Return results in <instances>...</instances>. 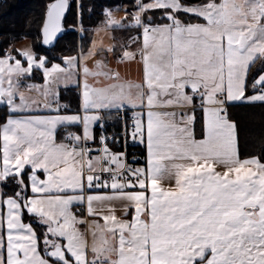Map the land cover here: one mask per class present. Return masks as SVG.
Here are the masks:
<instances>
[{
  "label": "snow or ice",
  "instance_id": "snow-or-ice-1",
  "mask_svg": "<svg viewBox=\"0 0 264 264\" xmlns=\"http://www.w3.org/2000/svg\"><path fill=\"white\" fill-rule=\"evenodd\" d=\"M15 42L0 264H264V0H46Z\"/></svg>",
  "mask_w": 264,
  "mask_h": 264
},
{
  "label": "trees",
  "instance_id": "trees-1",
  "mask_svg": "<svg viewBox=\"0 0 264 264\" xmlns=\"http://www.w3.org/2000/svg\"><path fill=\"white\" fill-rule=\"evenodd\" d=\"M98 5L109 3H119L120 0H94ZM46 0H1L0 2V48L7 47V43L13 38H16L15 46L18 47L23 42L28 40L33 43V40L38 35L39 21L42 13L43 5ZM97 20L93 16L91 20L85 17L86 25L94 24ZM72 15L68 14V23L71 24ZM27 37V38H23ZM78 41V35L71 29L66 27V34L59 40L58 45L50 50H46L37 41L36 47L42 53L55 57L60 54H71L69 49L75 47ZM64 103H70L73 108L76 106L77 90L67 89L61 92ZM241 118H246L247 109L236 108L232 109Z\"/></svg>",
  "mask_w": 264,
  "mask_h": 264
},
{
  "label": "crops",
  "instance_id": "crops-1",
  "mask_svg": "<svg viewBox=\"0 0 264 264\" xmlns=\"http://www.w3.org/2000/svg\"><path fill=\"white\" fill-rule=\"evenodd\" d=\"M122 15H123L122 12L117 13V16H118V17H119V16H122ZM101 36H102V34H101ZM104 42L107 43V40L105 39ZM23 43H24V42H23ZM23 43H22V44H23ZM22 44H20V45L18 46V48H19ZM131 75H132L133 78H135V76H136V72H135V67H134V66H133V68H132V70H131ZM73 88H74V87H72V88H68V89H73ZM64 90H67V89H62V91H64ZM62 91H61V92H62Z\"/></svg>",
  "mask_w": 264,
  "mask_h": 264
},
{
  "label": "water",
  "instance_id": "water-1",
  "mask_svg": "<svg viewBox=\"0 0 264 264\" xmlns=\"http://www.w3.org/2000/svg\"><path fill=\"white\" fill-rule=\"evenodd\" d=\"M65 34H66V30H65L63 33H61V34L58 35L57 40L54 42V47L47 48V50H50V49L55 48V47L58 45V43H59L58 41L61 40L62 37H63ZM42 47H43L44 49H46L45 46H42Z\"/></svg>",
  "mask_w": 264,
  "mask_h": 264
},
{
  "label": "built area",
  "instance_id": "built-area-1",
  "mask_svg": "<svg viewBox=\"0 0 264 264\" xmlns=\"http://www.w3.org/2000/svg\"><path fill=\"white\" fill-rule=\"evenodd\" d=\"M1 2V0H0ZM114 129H113V126L109 125V132H112ZM129 151L130 152H135V153H139L140 149L139 148H133V147H129Z\"/></svg>",
  "mask_w": 264,
  "mask_h": 264
},
{
  "label": "rangeland",
  "instance_id": "rangeland-1",
  "mask_svg": "<svg viewBox=\"0 0 264 264\" xmlns=\"http://www.w3.org/2000/svg\"><path fill=\"white\" fill-rule=\"evenodd\" d=\"M32 43H30L28 40H26V42H24L20 47H25V46H28Z\"/></svg>",
  "mask_w": 264,
  "mask_h": 264
}]
</instances>
